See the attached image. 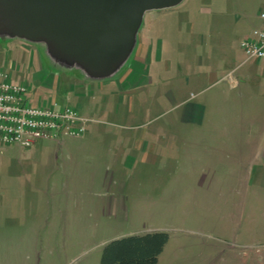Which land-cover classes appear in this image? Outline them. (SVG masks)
Listing matches in <instances>:
<instances>
[{"label": "rangeland", "instance_id": "374dc122", "mask_svg": "<svg viewBox=\"0 0 264 264\" xmlns=\"http://www.w3.org/2000/svg\"><path fill=\"white\" fill-rule=\"evenodd\" d=\"M260 9L148 10L130 59L104 79L0 35V68L39 104L92 119L86 139L0 146V264H99L109 240L152 230L168 234L157 264H264V163L231 156L264 128V66L240 45Z\"/></svg>", "mask_w": 264, "mask_h": 264}, {"label": "water", "instance_id": "95a60500", "mask_svg": "<svg viewBox=\"0 0 264 264\" xmlns=\"http://www.w3.org/2000/svg\"><path fill=\"white\" fill-rule=\"evenodd\" d=\"M182 0H0V35L45 45L54 63L109 78L130 59L148 10Z\"/></svg>", "mask_w": 264, "mask_h": 264}, {"label": "built area", "instance_id": "2783aa9c", "mask_svg": "<svg viewBox=\"0 0 264 264\" xmlns=\"http://www.w3.org/2000/svg\"><path fill=\"white\" fill-rule=\"evenodd\" d=\"M258 24L241 40L246 58L264 59V9L257 13ZM26 83L13 80L0 68V143L26 147L37 140L79 137L88 118L74 106L55 107L33 103Z\"/></svg>", "mask_w": 264, "mask_h": 264}, {"label": "trees", "instance_id": "16d2710c", "mask_svg": "<svg viewBox=\"0 0 264 264\" xmlns=\"http://www.w3.org/2000/svg\"><path fill=\"white\" fill-rule=\"evenodd\" d=\"M168 234L162 230L125 234L109 240L99 264H157Z\"/></svg>", "mask_w": 264, "mask_h": 264}, {"label": "crops", "instance_id": "0c3cea01", "mask_svg": "<svg viewBox=\"0 0 264 264\" xmlns=\"http://www.w3.org/2000/svg\"><path fill=\"white\" fill-rule=\"evenodd\" d=\"M253 58V57H251ZM251 58H246V60L248 59H251ZM254 60L256 61L255 64L257 66H264V59H256L254 58ZM261 63V64H260ZM39 90L35 91V92H31L30 89L28 91V95H29V98L31 99V101L33 103H37L40 98V92H38ZM83 115V114H82ZM86 117V116H85ZM88 118V117H87ZM92 119H89L88 118V121L86 123V127H87V130L86 132L82 135V136H79V137H69V138H79V139H86L90 136V127H89V122L91 121ZM250 134H252L253 138L256 139V134L258 133V137H259V142H258V145H255L254 141L253 143H251V146L248 144V140L245 139V141H242L241 139V142L239 143V140L237 142L238 146H237V156L232 154L231 156L232 157H236L238 160H241V161H248L250 162L251 160H261L263 163H264V128H261L260 130H258L257 133H251L249 132ZM40 141V140H37L36 142H34L32 145L30 146H26V147H23V146H20L18 144H3V143H0V146L4 145V146H17L19 148H30L32 146H36V143ZM3 146V147H4ZM36 149H42V143H39V146L38 148L36 147ZM155 157V156H154Z\"/></svg>", "mask_w": 264, "mask_h": 264}]
</instances>
